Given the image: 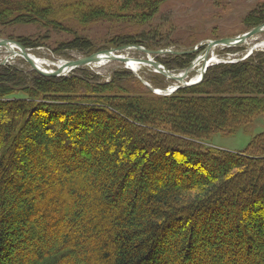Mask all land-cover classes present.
Listing matches in <instances>:
<instances>
[{
    "label": "trees",
    "instance_id": "1",
    "mask_svg": "<svg viewBox=\"0 0 264 264\" xmlns=\"http://www.w3.org/2000/svg\"><path fill=\"white\" fill-rule=\"evenodd\" d=\"M161 3L118 0L116 11L142 23ZM64 7L80 22L105 11ZM56 16L43 0H0V24L60 28ZM245 24L264 25V2ZM65 48L93 52L77 36ZM194 57L158 60L184 70ZM80 71L28 81L0 65V261L15 251L16 264H264V132L241 154L203 144L264 114V51L211 66L171 95L124 89L129 71L110 83ZM61 119L74 121L67 135Z\"/></svg>",
    "mask_w": 264,
    "mask_h": 264
},
{
    "label": "rangeland",
    "instance_id": "2",
    "mask_svg": "<svg viewBox=\"0 0 264 264\" xmlns=\"http://www.w3.org/2000/svg\"><path fill=\"white\" fill-rule=\"evenodd\" d=\"M80 1L84 2L86 6L93 5L105 10L103 12L104 16L88 22L76 20L73 15L69 14V9L64 6ZM43 2L48 4V6H52V11L57 15L55 19L57 22H55L57 26H61L60 28H46L30 22L0 24V40L8 39L24 46L20 40L28 39L34 47L26 48L24 46L27 53L31 57H37L42 61L46 60L44 64L45 69L43 70L51 72L57 70V66L60 63L66 64L102 51L112 50H119L115 54L134 60L153 59L164 67L165 65L158 58H165L167 55L175 56V53L187 52L184 54H195L193 61H196L204 57L208 41L236 38L248 32L249 29L245 24L246 17L260 6L264 0H161L162 3L158 4L157 12L149 20L142 23L139 22L141 19L136 17L138 13L134 14L129 11L117 13L118 0H43ZM76 36L92 43L93 52L83 53L79 50L65 48ZM127 37H132L140 43L151 45L153 49H147L142 45H135L147 49L151 53H146L141 49L120 50L121 47L134 46L132 44H125L118 47L114 43L119 38L124 39ZM169 45L170 47H168ZM237 47H241L242 50L235 53L225 52L226 48L224 47H216L209 53L208 60H212L214 65L245 60L256 51H264V34L256 35ZM159 50L164 53L156 54L155 52ZM13 51L14 54L7 52L5 47H0L1 66L14 67V69L23 72L26 74L28 81L35 77V73L40 74L20 55L21 50L19 48L13 49ZM138 65L140 69L137 72L130 67H126L123 62L113 60L77 68L65 77L75 75L78 78H84L86 73L80 71V69L84 68L89 73L96 75L100 82L110 83L116 74H120L122 71H129L134 77L130 79L126 78L123 88L147 96L152 95L146 91L143 82L148 84L145 85L148 88L150 86L160 92V94L154 93L149 88L154 96L167 95L165 94L166 89L175 90L182 84L167 79L164 75L156 72V69L150 64ZM202 66L203 62L201 61L194 71L188 75L186 82H197L199 74L196 71L200 70ZM186 69L167 70L180 75ZM156 75L164 76L166 82L162 84L161 82L152 80V76ZM19 96V99L27 98L25 95L20 94ZM32 102H34L33 99ZM72 121L61 119L62 124L65 125L61 128L64 134L71 128ZM263 132L264 114H260L250 125L239 129L237 132L230 135L215 134L203 144L219 151L241 154L246 151L251 141ZM69 139L70 137L68 136L66 140ZM174 160L177 166L183 162L179 158ZM14 252L11 251L10 257L6 260L2 259L0 262L2 264H16L17 258Z\"/></svg>",
    "mask_w": 264,
    "mask_h": 264
},
{
    "label": "water",
    "instance_id": "3",
    "mask_svg": "<svg viewBox=\"0 0 264 264\" xmlns=\"http://www.w3.org/2000/svg\"><path fill=\"white\" fill-rule=\"evenodd\" d=\"M260 34H264V25L254 27L253 29L246 32L245 34H242L236 38H224V39H220V40L208 41V43L206 45V53H205L204 57H201L200 59H197L196 61H194L180 75H176V74L170 72L164 66L155 62L153 59L134 60V59H131L129 57H125V56L115 54V52L119 51V50L102 51V52H99L97 54H93L89 57L79 59L77 61L68 62V63H66V67H64V68L58 67V69L55 71L47 72L43 69L38 68L35 65V63L32 60V57L27 53L26 48L24 46H22L21 44L14 42V41H11V40H8V39H1L0 40V47H5L7 52H10L13 54H14V51L8 50V47L9 46H15L16 48H19L21 50L20 55L23 58H25L36 71H38L42 75L50 76V77L67 76V74H69L71 71H73L77 68H80V67H83V66H86L89 64H101V63H105L107 61H113V60L123 62L126 65V67H129L128 64L130 63V61L135 62L137 64H150V65H152V67H154L156 69V72L164 75L167 79H171V80L182 83L175 90H172V89H166L165 90L166 91L165 94L171 95L174 92H176L178 89L190 87L193 85H198L203 80V78L205 77V74H206L207 70L209 69V67L214 65V63H212V60H208L209 53L214 48H216V47H224V48L237 47L239 45L246 43L250 38H252L256 35H260ZM200 45L202 46V44H200ZM129 49H141V50L145 51L146 53H151L147 49H144V48H141L138 46H133V47L132 46H125V47L120 48V50H129ZM170 52L174 53L173 51H170ZM155 53L159 55V54H162L164 52L159 50ZM184 53H187V52H181V53H175V54L180 55V54H184ZM16 54H17V52H16ZM201 61L203 62V66L200 68V70L197 71L200 74L198 81L197 82H186V78L188 77V75L192 71H194L196 65ZM143 83L145 85H148L146 82H143ZM149 88L152 92L160 94V92L158 90H156L150 86H149Z\"/></svg>",
    "mask_w": 264,
    "mask_h": 264
},
{
    "label": "bare ground",
    "instance_id": "4",
    "mask_svg": "<svg viewBox=\"0 0 264 264\" xmlns=\"http://www.w3.org/2000/svg\"><path fill=\"white\" fill-rule=\"evenodd\" d=\"M13 49L15 50L16 48H15V46H9L8 47V50H10V51H13ZM200 59V58H199ZM32 60H33V62L35 63V65L38 67V68H40V69H45L44 68V64H45V61H42V60H40V59H38L37 57H34V56H32ZM49 65V64H48ZM129 65V67L130 68H132L133 70H135V71H139V69H140V66L137 64V63H135V62H132V61H130V63L128 64ZM46 66V65H45ZM57 67H62V68H64V67H66V64L65 63H60L59 64V66H57ZM69 70V69H68ZM67 70V71H68ZM180 74V73H179ZM174 86V85H173ZM172 86V87H173Z\"/></svg>",
    "mask_w": 264,
    "mask_h": 264
}]
</instances>
